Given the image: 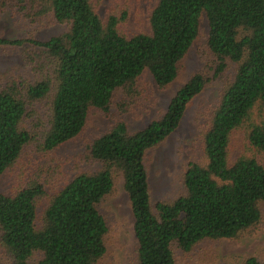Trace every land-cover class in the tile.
<instances>
[{"label": "trees", "instance_id": "1", "mask_svg": "<svg viewBox=\"0 0 264 264\" xmlns=\"http://www.w3.org/2000/svg\"><path fill=\"white\" fill-rule=\"evenodd\" d=\"M9 12L21 20L52 13L68 31L46 42L0 36V49L39 50L37 60L30 58L35 79L16 78L0 90V179L40 137L47 152L76 140L92 110L109 113L115 94L130 92L146 71L159 88L172 84L203 16L214 57L213 73L193 76L162 118L135 133L119 121L92 142L87 157L100 165L98 171L81 172L50 192L32 182L11 195L0 193L1 239L12 264H98L108 252L110 230L100 206L114 192L117 176L134 217L136 264H176V249L190 254L205 241L235 240L261 223L264 164L247 154L231 164L230 146L233 134L243 130L249 149L264 155V0H158L151 33L133 37L120 31L127 15L104 21L96 0H0V20ZM231 64L235 77L203 135L207 165H190L185 196L153 207L148 152L179 128L188 105ZM49 96V124L40 119V133H33L26 125L29 107ZM244 264L264 263L249 257Z\"/></svg>", "mask_w": 264, "mask_h": 264}, {"label": "rangeland", "instance_id": "2", "mask_svg": "<svg viewBox=\"0 0 264 264\" xmlns=\"http://www.w3.org/2000/svg\"><path fill=\"white\" fill-rule=\"evenodd\" d=\"M158 0H96L97 11L106 21L114 14L125 21L120 31L126 36L150 34L149 19ZM29 14V20L9 12L0 20V36L9 39L33 38L46 42L68 31V26L56 21L52 13ZM209 25L201 18L200 35L181 63L177 79L170 85L159 88L149 71H146L129 92L119 90L114 97L109 113L92 110L84 132L76 140L55 152H47L41 146L42 137L25 147L18 163L7 170L0 179V193L11 195L20 187L32 182L42 183L48 192L61 188L67 180L81 172L98 171L100 165L87 157V148L96 139L111 130L115 123L123 121L128 130L135 133L146 128L152 121L162 118L180 88L189 80L204 72L213 73L214 57L208 48ZM39 50L30 45L0 49V90L10 85L13 79L29 82L35 79L30 58L38 59ZM236 66L231 64L220 77L208 84L186 110L179 128L161 145L147 154L150 192L153 207L160 202L172 203L187 194L185 175L191 164L206 166L204 131L210 116L218 107L226 86L232 82ZM53 97L36 102L29 107L27 128L40 133L36 124H49ZM40 123V124H41ZM243 130L233 134L230 146V162L243 154L256 156L264 164V155L249 149ZM47 200L40 206V214ZM110 230L106 238L108 252L98 264H136L137 239L134 232V217L121 176L116 178L114 192L100 206ZM262 221L259 225L235 240H208L192 253L175 250L176 264H244L249 257L264 263V204L260 205ZM0 231V264H12L2 243Z\"/></svg>", "mask_w": 264, "mask_h": 264}]
</instances>
